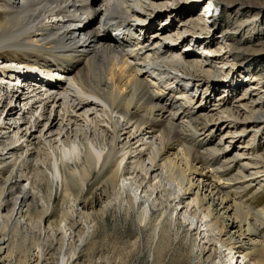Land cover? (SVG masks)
<instances>
[{
    "label": "bare ground",
    "instance_id": "1",
    "mask_svg": "<svg viewBox=\"0 0 264 264\" xmlns=\"http://www.w3.org/2000/svg\"><path fill=\"white\" fill-rule=\"evenodd\" d=\"M6 1L12 5H7L4 18L0 19V51L8 48L14 54V59L10 67L0 66V96L3 97L2 101H8L6 94L16 93L15 88L20 80L21 84L27 82L31 92L26 96L19 92L16 97L15 104L23 102L25 112L20 117L26 122L20 125L19 120L15 125L5 121L0 123V174L9 171L4 181L0 180V208L12 202L18 206L17 215L20 218L35 202L34 191L20 187L21 176H11L20 158L18 153L21 145L18 143L29 137L31 141L39 140L34 149L43 146L40 147L46 156L43 164L53 166L50 175L64 189L65 202H73L70 211L63 212L60 220L67 245L73 237L72 229L67 227L68 216H78L73 210L76 202L71 196L66 175L68 170L70 174L76 175L78 168L84 174L98 168L102 176L92 201L86 200L80 207L79 221L86 228L85 235L80 238L81 245L90 234L93 235V219L98 216V206L102 208V213L108 211L111 205L108 199L111 197L120 203L145 204L141 218L148 220L152 213L148 202L154 190L156 196L152 202H158L153 211L154 236L161 237L164 232L167 233V208L157 196L167 189L158 190V186L150 182L154 172L161 169L163 178L181 187L182 196L186 193L191 196L190 202L186 203L187 198H181L178 204H184L182 208L189 211L198 206L205 212L211 230L218 235L217 243H214L215 250L210 248L208 251L210 264H230V261L218 255L222 251L234 253V256L241 255L243 264H264V205L256 208L244 199L246 188L255 181L256 189L264 188V155L259 154L246 163H240L238 158L231 156V144L224 146V139L217 140L214 133L215 130H222L220 122L223 121L227 123L224 125L225 130H228L226 135L240 136L242 131L249 129H253L257 136L264 133V94L255 92L258 91L254 89L257 84L244 88L243 93L235 97L238 91L235 81L223 83L224 77L217 72L218 60L226 64L223 57L230 54L232 48L228 47L225 54L220 53L219 57L217 55L212 59L208 54L217 51L212 48L213 40L204 42L197 39L195 43L192 40L187 47L170 44V41L182 36L181 31L174 33L175 23L181 15H177L174 7L168 12L175 17L176 22L170 19L164 22L165 16L159 18L151 15L156 5L165 4L168 0H104L100 4H96V0H79L74 14L78 12L85 22L78 29L81 38L85 36L84 40L76 37L73 34L76 30L69 27L75 21L68 18L71 12L66 13L69 6L65 5V0ZM208 1L212 0H195V3L187 6L184 16H192L184 23H196L195 12L203 4L208 7L206 10L204 8L202 19L211 16L216 22L218 19L215 14H208L212 11V5L219 3V0H213L210 4ZM226 1L234 8L231 11L234 21L239 22L238 17L243 15L245 20L241 21L242 24H251L250 28H245L254 29L264 23V0ZM3 2L0 0V9L3 8ZM182 3L184 1L179 0V4ZM214 6L216 9L217 6ZM257 33L255 29L250 42L254 41ZM189 40H183L182 45ZM202 46L205 51L201 49ZM223 46L220 45L221 50L226 48ZM197 54L199 58H194ZM34 62L56 66L67 74L55 78L52 87L48 88L39 84L35 79L36 74L28 68ZM207 62L214 65L213 70L205 71L204 64ZM178 70L184 71L183 76H189L188 79L181 78L176 73ZM22 76L24 81L20 79ZM61 77L66 79V83ZM221 85L233 93L236 107L225 108L218 103L215 104L216 111H209L208 102ZM199 90L210 92L205 105H196V95L188 94V91ZM62 94L69 97L67 103L61 102ZM93 106L98 107L93 114L98 111L100 114L91 118L89 111ZM8 110L6 118L9 114L13 117L19 114L21 107L11 106ZM241 113H249V116L243 118L246 123L241 125V131L238 132L236 127L239 124L235 121ZM215 119L218 121L217 126L211 129L209 122ZM105 125L109 128H105ZM101 128L105 132L98 130ZM147 134L150 136L147 137ZM147 138L151 140L147 141ZM170 143H174V146ZM169 149H175V158L165 154ZM144 155L150 159V167H147ZM240 155L247 154L242 152ZM200 157L209 172L205 173V179L211 180L212 185L202 184L201 187L200 183L194 181L201 173L195 166ZM74 161L81 165L74 168L75 165L71 166ZM121 177L126 178L124 181L122 179L120 185L118 181ZM126 180H131V183ZM148 186L153 192L146 190ZM125 188L132 191L126 199L123 197L124 191H120ZM231 211L238 221L230 218ZM14 226L4 224L1 216L0 232H3L0 233V264H49L48 260H54V264L80 263L78 254L72 251L70 245L54 247L49 250L48 256L40 243L32 250H21L15 245L10 247V233ZM252 237L258 240L252 241ZM21 252L25 253L22 255L24 259H21ZM53 254L57 255L56 259Z\"/></svg>",
    "mask_w": 264,
    "mask_h": 264
},
{
    "label": "rangeland",
    "instance_id": "2",
    "mask_svg": "<svg viewBox=\"0 0 264 264\" xmlns=\"http://www.w3.org/2000/svg\"><path fill=\"white\" fill-rule=\"evenodd\" d=\"M103 1L104 0H96V4H100ZM182 1H184V3L179 4V0H168L165 4H161L160 6L156 5L151 12L153 17L163 18L165 16L164 22L169 19L171 22L175 21V17L171 16L168 12L171 7H174L177 10V15H181L180 20H177L178 22L175 21L174 33L181 31L182 36L179 39L175 38L170 41V44H180L181 46L187 47L190 42H193L192 40H194V43L197 39L204 42L213 40L212 48L217 51L214 52L215 54H208L212 59H215L217 55L219 57L221 54H225V52L229 50L228 47L232 48V52L230 54H225L223 57V60H226L227 63L221 64V60H218L216 65L219 76L222 78L224 77L223 83L229 80L235 81V87L238 90L235 97L236 95L240 96L243 93V89L251 87L252 84H257L254 85L256 86L254 89L258 90L255 91L256 93L260 92L261 94H264V23L254 29L245 28V26H248L249 28L251 27V24L249 23H246L247 25L245 26L242 24L245 20V16L243 17V15H238L239 22L234 21L232 18L234 15L231 12L234 9L233 6H230L229 2L226 0H219V3H214L217 6L216 9H220L218 14L214 13L215 18L218 19L216 22H214L215 19L213 20L211 16L203 17L202 19V16L205 15V10L208 7L203 4L204 6L199 7L195 12V20H197V22H189L185 24L184 21L186 22V20L192 16V14L184 16L187 11V6L195 3V0ZM211 2H213V0ZM211 2L208 1V4ZM8 4L11 3L4 0L2 5L3 8L0 9V19L4 18V9L7 8ZM227 8H229L228 11L226 10ZM255 29L256 33L260 31L257 33V37L255 38L258 39L257 41L254 39V41L250 42V36H252ZM224 35L226 36L225 40H223ZM187 38L190 40L184 42L182 45L181 42ZM84 39L85 36L81 38V40ZM222 44L224 45L223 47H226L227 49L224 48L221 50L220 45ZM201 49L205 51L204 46H202ZM20 55L24 58L23 54L20 53ZM1 56L6 59H1ZM194 56V58H199L197 57L198 54ZM0 59L2 60H0V66L10 67L14 59V54L6 48V50L0 51ZM204 65L205 71H208L209 69L213 70V64L207 62ZM181 71L182 70H178L176 72L180 77L185 75L183 73L184 71ZM183 77L188 79L189 76ZM207 81L208 80H206V82ZM238 83H242V85H239ZM222 85L216 88L217 90L219 89V91L216 92L215 95L212 96V100L208 102L209 111H216L215 104L218 103L224 105L225 108L236 107L232 95L233 93H230L228 91L229 89L226 91ZM3 93L6 94L5 91ZM189 93L196 95V105L200 103L205 105L210 95V92L208 93L206 90L202 92L201 90L198 92L188 91V94ZM63 94H65V92H63ZM63 94L60 96L62 98L61 102L67 103L69 97ZM6 95L9 100H11V94L9 93ZM9 100L2 101L3 103H0V123L5 121L15 125L16 121L11 122V120L15 118L11 116L12 114H9V117L6 118L9 111L7 106H10L9 104H11ZM15 105L18 107L17 104ZM95 109H98V107L96 108L93 106L89 111L91 118H94L96 114H100V111L93 114ZM3 111L5 112V116ZM81 112L83 111H80V113ZM247 116H249V113H241L240 118L235 121L236 124H239V126L236 127V131H241V125L246 123L243 118ZM217 123L218 121H216V119L211 120L209 122L211 129H214V127L217 126ZM225 124L227 125L225 121L220 122V129L222 128V130H215L214 133L217 140L222 141V139H224V146L231 144L229 148L231 156L238 158L240 163H246L250 161L253 156H257L259 154L264 155V133L257 136L255 135L253 129H249L242 131V135L240 136L238 134L226 135L228 130H225ZM107 126L108 125H105L104 127L108 129L109 126ZM98 130H104L103 132H105V129L103 128ZM20 132L19 135L21 134ZM125 135H127V133ZM148 136H150V134H147V137ZM31 140L32 139L29 140V137L23 138L18 143V145H21L18 153V157L20 156V158H18L16 170L13 174H11V176H21L22 179L20 187L24 186L26 190L32 189L35 193V202H32L33 204L30 205L29 211L26 213L27 215L25 214L20 218H18L19 215H17L18 206L11 202L8 206L0 208V219L2 216L4 224H15L12 229V233H10V236H12V245L10 247L15 245L21 247V250H32L31 248H37L36 244L40 243L45 247V250H47L46 256H48L50 249L53 250L52 248L54 247L60 248L67 245L66 242L68 241L65 239V232H63L64 230L60 228V220L63 212L70 211L69 207L73 205V202H65L64 189L58 181L50 175V172L53 170V166L51 165L50 168L49 165L47 166V164H43L46 157L40 150V147L42 148L43 146H39L38 149H34L33 147L35 145L38 146L39 140ZM150 140V138H147V141ZM206 142L207 141H204V143ZM31 143H33V145H31ZM170 144L174 146V143ZM174 152H176L175 149H169L165 152V154L171 158H175L173 154ZM242 152H245L247 155L241 156L240 153ZM143 158L145 159L144 161L147 167H150L151 161L147 155H144ZM74 162L72 165L70 164L71 166L75 165L73 166L74 168L81 165L80 163ZM203 163L204 160L200 157L197 159L195 165L201 173L199 176L195 177L194 181L200 183L201 187L202 184L208 185L211 183L212 185L211 180L205 179V173L209 172H207L208 169L204 168ZM77 170L79 172L76 175L70 174L69 170L66 172L70 182V192H72L71 196L76 202V207L73 208V210H75V215L78 213V216H68L67 227L72 229L73 237L67 246L70 245L72 251L74 250L78 254L79 264H210V260L207 258L210 254L208 251L210 248L215 250L218 235H215L211 230V227H209L206 222L208 218L206 217L205 212L198 208V206H195L189 211L186 210V208H182L184 204H178L181 198H184L185 200L187 198L186 203L187 201L190 202L191 196L187 193L182 196L183 194H181L180 191L181 187L172 180L163 178V172L161 169H157L154 172L155 175L152 176L150 182L153 186H158V190H162L163 188L167 189L166 192H161V194L158 193L159 195H157L165 202H163V206L167 208L165 214L168 217L167 224L165 225L167 233L164 232L165 234L163 233L161 237L154 236L153 227L155 224V217L153 211L155 205L158 204V202H156L157 204L152 202L156 196V190H154V194L152 193L150 197L151 201L149 200L150 202H148L152 212L149 214L148 220H142L141 218L142 210L145 204L133 205L128 203V201L120 203L115 199L113 200L114 197H111L108 199V201L111 202L108 211H103L102 213V208L98 206V216L93 219L95 225L93 235L90 234V237H88L84 243L80 245V238L86 233V228L83 224H80L79 221L80 207L83 206V202L90 200L93 197V194L96 195V188L99 187V181L102 176L98 173V168H93L88 174H84L79 168ZM8 175L9 171H3V173L0 174V180L4 181L5 177ZM96 175L97 177H95ZM127 177H130V175ZM125 178L126 177H121L118 184L120 183L121 185L122 179L124 181ZM126 181L131 183V180ZM256 182L257 181L246 188L244 199L252 206L258 208L259 206L264 205V188L256 189ZM133 188H135V186H133ZM206 189L207 188L204 189L205 192L207 191ZM146 190L149 193L153 192V189L150 186H148ZM120 191H124L123 197L125 199L127 194H132V191L126 188L121 189ZM179 193L180 196L177 197ZM206 194H208V192H206ZM142 195H144L143 192ZM90 201H92V199ZM155 216H158V214ZM230 218L234 221H238L236 215L233 214V211L230 212ZM89 220L90 219H88V221ZM49 224L51 225L49 226ZM257 240V238H254L252 241L256 242ZM204 248H206V250H204ZM227 253V251H222L221 253L218 252V255L220 257L222 256V259L228 262L230 261V264L244 263L241 255L238 256L237 254L234 256V253ZM15 254L16 253L14 252V255ZM23 254L25 253L21 252V259H24V256H22ZM53 257L56 259L57 255L53 254ZM93 260L94 263H92ZM48 262L49 264H54V260H48Z\"/></svg>",
    "mask_w": 264,
    "mask_h": 264
}]
</instances>
